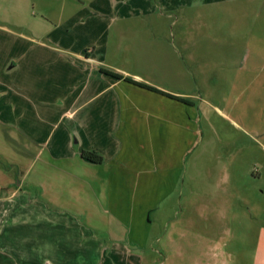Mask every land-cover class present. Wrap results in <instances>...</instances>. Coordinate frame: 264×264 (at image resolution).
Instances as JSON below:
<instances>
[{"label":"rangeland","instance_id":"rangeland-1","mask_svg":"<svg viewBox=\"0 0 264 264\" xmlns=\"http://www.w3.org/2000/svg\"><path fill=\"white\" fill-rule=\"evenodd\" d=\"M37 41L91 51L109 43L110 63L194 106L180 176L149 213L144 242H128L106 211L93 226L84 211L76 226L32 234L52 231L63 254L55 261L264 264V0H0V69Z\"/></svg>","mask_w":264,"mask_h":264},{"label":"crops","instance_id":"crops-1","mask_svg":"<svg viewBox=\"0 0 264 264\" xmlns=\"http://www.w3.org/2000/svg\"><path fill=\"white\" fill-rule=\"evenodd\" d=\"M37 42L19 46L13 64L0 69L12 75V81L0 79V99L9 97L0 102V260L60 264L55 260L63 254L46 236L52 231L44 239L32 234L39 227L76 226L87 220L84 211L92 226L106 211L128 229V242L142 244L149 235L148 215L171 192L190 148L186 128L194 106L170 96L190 95L110 63L109 43L91 51ZM93 151L103 157L101 164L83 158ZM36 242L48 245L37 253L31 247Z\"/></svg>","mask_w":264,"mask_h":264},{"label":"trees","instance_id":"trees-1","mask_svg":"<svg viewBox=\"0 0 264 264\" xmlns=\"http://www.w3.org/2000/svg\"><path fill=\"white\" fill-rule=\"evenodd\" d=\"M102 73L108 75V76H111L117 80H123L125 79L127 82H130V83H133L141 88H145V89H148V90H151V91H154V92H159V93H162L164 94L163 92H160L159 90H157L156 88H153L145 83H141V82H137V81H134L133 79L129 78V77H125L124 75L116 72V71H113V70H108V69H102L101 70ZM167 95V94H165ZM169 96V95H168ZM172 98H175V99H178V100H181V101H185L184 99H180V98H177V97H174V96H170ZM83 158L86 160V161H89L91 163H96V164H101L103 162V157L98 154L97 152L93 151V152H84L83 153Z\"/></svg>","mask_w":264,"mask_h":264}]
</instances>
